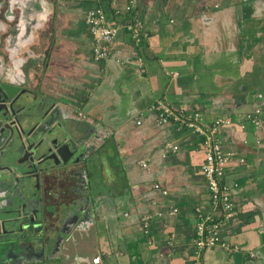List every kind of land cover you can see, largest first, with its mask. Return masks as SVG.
<instances>
[{
	"label": "crops",
	"instance_id": "obj_1",
	"mask_svg": "<svg viewBox=\"0 0 264 264\" xmlns=\"http://www.w3.org/2000/svg\"><path fill=\"white\" fill-rule=\"evenodd\" d=\"M127 1H19L29 15L37 3L41 20L23 54L37 61L27 67L30 113L47 112L49 127L64 124L87 140L92 154L70 169L65 196L91 215L57 249L47 247L42 255L26 250L0 263L191 264L193 208H209L203 151L190 131L155 125L156 109L147 107L162 100L198 107L205 122L229 118L223 144L243 159L225 166L222 181L235 184L234 207L219 229L221 240L238 249L217 244L202 252V264H264V0H134L131 13L146 36L135 44L121 29L108 58L94 62L85 12L99 6L107 22H118L127 17ZM12 37L0 53L5 70L16 57L7 54L16 43ZM255 108L258 128L244 120ZM153 182L166 195L152 190ZM77 188L83 193L71 191ZM169 208L176 211L169 215ZM144 214H152L146 235L137 230Z\"/></svg>",
	"mask_w": 264,
	"mask_h": 264
},
{
	"label": "water",
	"instance_id": "obj_2",
	"mask_svg": "<svg viewBox=\"0 0 264 264\" xmlns=\"http://www.w3.org/2000/svg\"><path fill=\"white\" fill-rule=\"evenodd\" d=\"M20 6L7 5L4 11L8 7L6 11L16 12L22 26ZM18 24L11 26L10 31L16 30ZM7 54H12V50ZM1 65L0 61V261H3L22 256L26 250L38 249L42 255L47 247L57 249L69 241L72 230L90 218L91 209H84L80 201L65 195L70 169L90 159L88 154L92 153L87 151V140L77 138L64 124L49 127L51 114L31 115L28 64H15L9 70ZM53 180L59 182L55 189H50ZM82 185L86 186L85 178ZM71 191L81 194L84 190Z\"/></svg>",
	"mask_w": 264,
	"mask_h": 264
},
{
	"label": "built area",
	"instance_id": "obj_3",
	"mask_svg": "<svg viewBox=\"0 0 264 264\" xmlns=\"http://www.w3.org/2000/svg\"><path fill=\"white\" fill-rule=\"evenodd\" d=\"M133 7L134 0H128L124 8L127 17L111 23L106 21L104 12L99 6L90 8L85 12L84 19L88 35L92 41L91 57L94 62H101L108 58L111 44L121 29L128 33L130 40L135 44L146 36V33L142 31L139 19L133 18V12L131 13ZM171 75H176V73ZM153 109H156L154 123L157 127L174 125L190 131L198 138L200 148L203 151L200 171L209 198V208L207 210L200 206L193 208L195 222L191 243L193 254L191 264H202V252L217 244L237 250L236 245L230 247L221 240L219 235L221 224L227 219L234 207L230 190L235 184H227L222 181L225 166L231 160L243 162L241 156L234 149L224 146L221 138V133L232 126V121L229 118L216 117L205 122L198 107H173L165 104L162 100H155L147 107V110ZM259 112V108H255L252 112L244 115V120L250 122L254 128H258L260 126ZM138 123L139 121H136V124ZM239 127L243 128V124L239 123ZM258 141V138L255 139V142ZM164 147L171 150L176 149L175 145L168 142H165ZM139 166L144 167L145 163L140 161ZM151 188L161 195L167 193L166 189L158 182H153ZM175 211V208H169L167 213L172 215ZM155 214L159 215L160 212ZM151 217L152 214L141 216L137 230L146 235ZM248 254L253 256L251 252ZM98 260L99 257H94L91 262L96 263Z\"/></svg>",
	"mask_w": 264,
	"mask_h": 264
},
{
	"label": "rangeland",
	"instance_id": "obj_4",
	"mask_svg": "<svg viewBox=\"0 0 264 264\" xmlns=\"http://www.w3.org/2000/svg\"><path fill=\"white\" fill-rule=\"evenodd\" d=\"M19 1L20 0H10V3H8V5H17V4L20 5L21 4L20 8L23 13L24 24L19 30H16L15 33L13 31H10L9 28H8L9 30L7 31V27L9 26L8 24L9 22H12V20L16 21L15 24H17V22L20 24V21H18V17L13 12L6 11L9 9L8 7L6 8L5 11H3L4 7L1 5V1H0V12H2V16H0V53L3 52V54L1 55L4 56L5 54L4 51H7V49L5 50L4 48L9 47V44H10L9 40L11 38V35L13 34L12 39H15L16 41V43L14 44L15 46H13L12 48V53L14 52L16 55L15 59H13L12 61L13 65L18 63L19 66H22L23 64L27 63L29 66H33L34 64H37V61L33 58L28 60L27 54L24 56L23 54H25L24 49H27L25 45L26 42L32 39L31 35L32 34L34 35V30L37 29L39 25H41L40 24V21H41L40 20V10L39 8H37L38 4L35 3L32 5V10H35V12H33L32 15H29L26 10L27 9L26 6L24 9H22V6L26 4L20 3ZM32 29H33V32H32ZM2 41H3V45H2ZM94 156L95 154L93 155V157ZM102 156L103 155H101L100 158H102ZM15 263L17 262L15 261ZM0 264H3V262H1Z\"/></svg>",
	"mask_w": 264,
	"mask_h": 264
},
{
	"label": "flooded vegetation",
	"instance_id": "obj_5",
	"mask_svg": "<svg viewBox=\"0 0 264 264\" xmlns=\"http://www.w3.org/2000/svg\"><path fill=\"white\" fill-rule=\"evenodd\" d=\"M0 1H1V5L3 7H6L8 5V3H10V0H0ZM3 11H4V9H3ZM0 16H2V12H0ZM31 93H34V92H31Z\"/></svg>",
	"mask_w": 264,
	"mask_h": 264
},
{
	"label": "trees",
	"instance_id": "obj_6",
	"mask_svg": "<svg viewBox=\"0 0 264 264\" xmlns=\"http://www.w3.org/2000/svg\"><path fill=\"white\" fill-rule=\"evenodd\" d=\"M206 189V188H205ZM207 192V191H206ZM208 195V194H207ZM208 204H209V198H208ZM145 215V214H144ZM143 216V215H142ZM140 219V218H139ZM139 231V230H138ZM140 233H142L141 231H140ZM143 234V233H142Z\"/></svg>",
	"mask_w": 264,
	"mask_h": 264
}]
</instances>
